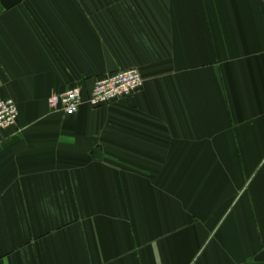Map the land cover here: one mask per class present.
<instances>
[{"label": "crops", "instance_id": "1", "mask_svg": "<svg viewBox=\"0 0 264 264\" xmlns=\"http://www.w3.org/2000/svg\"><path fill=\"white\" fill-rule=\"evenodd\" d=\"M0 96V264H264V0H0Z\"/></svg>", "mask_w": 264, "mask_h": 264}, {"label": "built area", "instance_id": "2", "mask_svg": "<svg viewBox=\"0 0 264 264\" xmlns=\"http://www.w3.org/2000/svg\"><path fill=\"white\" fill-rule=\"evenodd\" d=\"M143 82L141 74L136 69L107 75L94 83L86 104L92 109H97L129 98L141 89ZM82 93L80 86L70 88L50 97L48 105L52 111L62 112L71 117L83 105ZM18 114L17 105L11 99L0 96V131L14 128L18 122Z\"/></svg>", "mask_w": 264, "mask_h": 264}]
</instances>
